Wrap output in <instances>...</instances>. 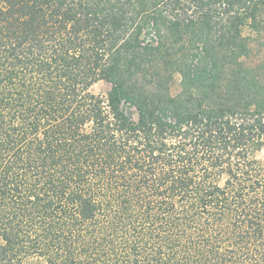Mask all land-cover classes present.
Segmentation results:
<instances>
[{"label": "trees", "instance_id": "16d2710c", "mask_svg": "<svg viewBox=\"0 0 264 264\" xmlns=\"http://www.w3.org/2000/svg\"><path fill=\"white\" fill-rule=\"evenodd\" d=\"M0 264H264V0H0Z\"/></svg>", "mask_w": 264, "mask_h": 264}, {"label": "rangeland", "instance_id": "374dc122", "mask_svg": "<svg viewBox=\"0 0 264 264\" xmlns=\"http://www.w3.org/2000/svg\"><path fill=\"white\" fill-rule=\"evenodd\" d=\"M95 92L101 93L104 92L107 89V85L103 82H98L95 84L92 88Z\"/></svg>", "mask_w": 264, "mask_h": 264}]
</instances>
